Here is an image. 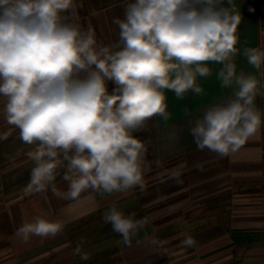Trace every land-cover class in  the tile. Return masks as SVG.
Returning <instances> with one entry per match:
<instances>
[{
    "label": "clouds",
    "instance_id": "clouds-1",
    "mask_svg": "<svg viewBox=\"0 0 264 264\" xmlns=\"http://www.w3.org/2000/svg\"><path fill=\"white\" fill-rule=\"evenodd\" d=\"M82 6L80 0H0L5 118L23 144L34 146L26 153L34 163L26 195L51 191L76 201L88 192H144L152 165L149 141L137 133L149 131L157 117L171 118L166 91L181 100L203 95L198 78L211 77L213 64L220 87L231 94L189 121L197 150L229 157L260 133L256 99H264V51L237 47L241 17L233 0L227 6L225 0H126L123 18L113 19L118 39L108 44L77 22ZM237 56L258 75L238 72ZM165 175L182 183L180 170ZM57 178L66 190L58 189ZM102 218L127 247L148 223L115 205ZM64 228L36 217L16 235L27 243L33 236L55 238ZM182 243L197 242L186 236ZM73 255L90 259L79 245Z\"/></svg>",
    "mask_w": 264,
    "mask_h": 264
},
{
    "label": "crops",
    "instance_id": "crops-1",
    "mask_svg": "<svg viewBox=\"0 0 264 264\" xmlns=\"http://www.w3.org/2000/svg\"><path fill=\"white\" fill-rule=\"evenodd\" d=\"M125 2L80 0L77 22L91 26L98 41L113 42L119 32L113 19L123 18ZM233 3L241 17L237 47L264 51V0ZM235 62L238 72L258 75L243 56ZM210 67L211 77L198 78L203 95L189 93L181 100L166 91L171 118L164 122L157 117L149 131L137 133L149 141L152 165L144 192H88L76 201L58 199L51 191L26 195L34 167L26 153L34 146L23 144L19 130L7 123L6 99L0 96V137L7 135L0 138V264H264V123L257 136L225 158L197 150L189 132L190 120L231 94L216 79L219 66ZM112 87L110 83L109 91ZM256 105L264 122V99L257 97ZM173 170L182 172V183L167 179ZM56 185L62 191L68 187L60 178ZM113 205L148 222L131 247L102 218ZM36 217L62 222L65 228L55 238L33 236L25 243L16 231ZM186 236L196 240L195 247L183 245ZM78 245L90 259L73 255Z\"/></svg>",
    "mask_w": 264,
    "mask_h": 264
}]
</instances>
